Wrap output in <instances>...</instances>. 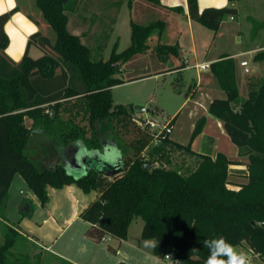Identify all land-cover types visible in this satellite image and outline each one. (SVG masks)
Returning a JSON list of instances; mask_svg holds the SVG:
<instances>
[{
    "label": "trees",
    "instance_id": "obj_1",
    "mask_svg": "<svg viewBox=\"0 0 264 264\" xmlns=\"http://www.w3.org/2000/svg\"><path fill=\"white\" fill-rule=\"evenodd\" d=\"M148 1L159 4V0ZM186 2L189 17L211 30H217L225 17L236 14L234 5L199 11L197 0ZM80 3L81 0H35L55 38L51 40L40 30L33 32L18 61L11 60L4 52L9 43L4 24L18 7L0 15V221L3 225L0 264H29L25 260L30 257L28 253H20L26 256L20 260L14 251L16 243L26 238L4 222L8 188L15 173L23 178L41 206H46L48 201V186L60 188L75 183L84 192L97 191L96 198L78 214L90 224L86 232L96 240L104 236L126 239L130 223L140 217L143 220L140 238L159 242L152 249L155 255L164 256L170 250L174 264H205L208 249L203 241L219 237L235 246L247 242L264 261V78L247 75L248 91L242 97L235 59L223 55L209 64L224 96L212 98L206 111L221 122L236 145V159L221 151L212 157L192 149V140L205 126L204 116L195 121L186 144L166 136L154 145L150 133L139 130L130 142L125 141L112 121L117 118L127 125L136 113L133 105L113 103L111 87L123 82L115 75L135 54L151 49L160 61H166L178 57L179 47L161 41L163 20L148 23L130 20L129 45L118 51L114 44L106 59L95 60L91 46L100 48L101 43L85 42L89 32L75 33L69 26L68 13H75L81 19ZM170 9L183 11L181 6ZM263 26L264 20L255 21L253 34ZM153 35L157 41L149 46L148 39ZM30 45L39 47L43 53L30 56ZM253 60L264 61V49L257 50ZM181 67L182 63L174 61L167 70ZM77 108H83L87 124L75 120ZM62 113L67 116L63 117ZM26 118L30 119V125L26 124ZM174 119L170 120L171 125ZM34 130L53 136L61 147L79 142L92 151L101 149L100 135L109 131L119 150L122 170L107 177L88 168L75 177L58 161L41 167L27 152ZM146 145L144 158L141 150ZM175 151L184 152L193 163L173 161ZM153 159L163 163L152 165ZM233 163H243L247 168L246 178L237 188H231L228 180L229 165ZM26 204L28 209L21 214L30 217L34 208Z\"/></svg>",
    "mask_w": 264,
    "mask_h": 264
},
{
    "label": "crops",
    "instance_id": "obj_2",
    "mask_svg": "<svg viewBox=\"0 0 264 264\" xmlns=\"http://www.w3.org/2000/svg\"><path fill=\"white\" fill-rule=\"evenodd\" d=\"M246 1H249L248 5L252 10V13L250 14L256 17H260L261 19L262 15H264V0ZM216 3L217 0H197L199 11L206 7H216ZM238 3L239 0H236V2L234 3L229 2L228 5H234L236 7V14L233 15V18H230L229 16L225 17L217 30H211L189 17L186 0H159V4L150 2L148 0H81L79 8L81 13L80 20L82 23L81 29L89 33L92 31L111 32V30H113L118 24L119 15L123 8L127 10L128 15L130 16L129 21L133 20L138 23H148L157 19L163 20L165 22V26L160 39L163 43L177 44L179 47L178 57L168 58L166 61H160L156 54L153 55L142 52L135 54L131 57V59L134 57H137V59H146L148 56H151L153 62H156L155 69L152 70L155 75L169 73L173 74L178 72L181 73L184 70L193 68L196 72L198 80L193 84V99L190 98V110L195 108L198 109V106L204 109L206 114H202V116L206 118L207 122V119L209 118V114L206 111L208 102L214 97L224 96V92L219 88L217 80L212 75L210 68H199L195 66L196 64H210L211 62L220 59V57L223 55L233 57L236 62V76L239 92L241 91L240 89H242L243 91V89L245 88V91H243L245 95H247L248 91L246 84L247 75L250 74L256 77V79L264 78V61L253 60L254 53L257 50L264 49V26L260 28L256 34H253V32L251 31V26L249 25L250 21L247 20V18L251 15H241V18L243 16L246 22V42H242L244 39L242 30L241 33H239L240 31H237L238 35L235 36L232 33L233 30L226 29L224 27V22L227 21L228 18L229 20H235L237 18L239 9L237 5ZM4 5L7 9L6 11L13 9L14 7H18L17 10L10 15L9 19L4 24V30L9 39V43L4 52L11 60L18 61L21 59L26 49L27 39L29 35L38 30L41 31V27L44 23L40 15L41 13L35 5V0H14L15 6L10 8L7 7V0H4ZM175 6H181L183 8V11L179 12L170 9L171 7ZM77 29L78 28L74 27L73 31L75 33H78ZM115 44L117 46V43ZM32 46L34 45L29 46L28 53H30ZM245 54H250V57L253 60L251 67H249L248 60L243 57V55ZM39 55H41V53ZM243 60L247 62L246 66L240 65V62ZM174 61L182 63L183 67L171 70H167L168 68H164L165 62H171L172 64V62ZM245 67H247L248 69L247 72H245ZM184 102L185 100L182 103ZM215 119V126L218 130H220L223 136L225 148L221 149V144L215 141V139H212V141L210 140L209 142V146L202 149L204 151H202V153L207 152L206 154L214 157L218 151H221L225 153L229 158L236 159L238 157L237 147H234L233 144L229 143L227 134L225 133L221 122L217 118ZM171 139L174 140L172 137ZM110 146L114 148V153H116L117 156H120L117 146L115 144ZM65 147L69 150L68 155H70L71 159L69 158V161L67 162L65 156L60 153L62 158L57 161L61 162L65 166L66 170H70L74 173H77L76 171L79 169L75 164L76 161L73 159V157L76 155L75 150L77 149L78 151H80L79 154H92L95 152L87 149L79 142L71 143L67 146H64V148ZM58 151L60 152V149ZM101 151L97 150V152ZM110 155L111 154L109 153V155L107 156ZM55 162L50 165H44L51 166ZM83 173L84 172H82V174ZM246 175L247 168L245 164H230L228 179L229 186L238 187L240 181L245 180ZM8 197L4 210V222L12 225L10 224V222H8V220H6V217H8L6 210ZM32 216L33 212L30 217L22 215L20 220H18V223H23L21 221L22 219L27 217L31 218ZM50 221L51 222L47 223L45 229L43 231L40 230L39 232H37V234L36 232L34 234L25 232L20 224H17L16 226L13 225V227L29 241L35 242V244L39 245L41 248L48 251L52 255H55L56 257H59L65 262L71 264H113L118 261H125L129 264H170L166 261H160L159 256L153 253V247H148V250L142 249V242L146 239H141L140 237L137 238L135 243H133L132 246H130L126 251H122L119 248L122 245V239L119 240L115 246L108 244L107 249L115 254L113 255V257H110L109 255L100 256V252H98L94 247L95 243L99 242V240L90 237L86 232L90 225L88 222L83 220V222L86 223H78V226L76 228H72V219L68 220L64 226L62 225V227L59 226V222L57 219L50 218ZM59 229V234H51V236L49 235L51 238H46L49 237L48 233L50 230L57 231ZM64 232H66V237L62 241H58L63 236L61 234ZM110 238L111 237L104 241H109ZM44 239H47L46 241L48 242V244L39 242V240L42 241ZM123 240L124 243L128 242V234L126 239ZM236 247L242 248L244 252H246L247 254L250 253V255H252L253 259H251V264H264V261L261 257L256 256L252 253L253 251L250 249L247 242L242 241L239 245H236ZM120 253H122L123 256H121V259L119 256H117ZM171 257L172 255L169 258ZM118 258L120 260H117ZM171 264H174V261H172Z\"/></svg>",
    "mask_w": 264,
    "mask_h": 264
},
{
    "label": "rangeland",
    "instance_id": "obj_3",
    "mask_svg": "<svg viewBox=\"0 0 264 264\" xmlns=\"http://www.w3.org/2000/svg\"><path fill=\"white\" fill-rule=\"evenodd\" d=\"M249 1L239 0L238 5V14L235 20H228L224 22V27L226 29L233 30L232 33L237 36V31H243L244 39L242 42H246L245 38V18H241V15L252 13V10L249 7ZM79 14V13H78ZM41 15V14H40ZM69 16V26L73 29L78 28L77 32L81 33V20L80 17L75 13H68ZM42 18V15H41ZM130 16L127 13L125 8L122 9L119 15V22L116 27L110 31L106 32H97L92 31L89 34H86L84 41L94 45L95 43L100 44V48H95L91 46L92 58L95 60L106 59L109 56L112 46L117 43V50L120 51L126 48L130 43V26H129ZM264 18V15H262ZM260 17L249 16L247 18L250 21L249 25L251 26V31L253 29L255 21H263L264 19ZM43 20V18H42ZM240 21V22H239ZM43 26L41 27V32L48 35L51 40H54L55 34L51 27L43 20ZM83 27V26H82ZM157 41L156 36L153 35L148 39L149 46L153 45ZM252 42V41H250ZM40 50V51H39ZM42 54L43 51L37 47L32 46L30 50V55L32 57H38L39 54ZM143 53L153 54L154 51L151 49L146 50ZM153 57V56H152ZM249 62V67L253 60L250 57V54L243 55ZM131 59V58H130ZM127 60L123 64V70L117 73L115 76L123 80L122 83L116 84L111 87V95L114 104H123V105H140L144 109L135 112L136 115H133L128 119L127 125H122L117 118L113 119V126L117 130L119 137L125 141L130 142L136 131H145L148 133L149 129L142 122L145 117H154L159 120H167L175 117L172 124V131L170 137H172L176 142L186 144L189 141L190 133L194 127L195 121L206 114L205 110L198 106V109L190 110V98L193 99V84L198 80L196 72L193 68L184 70L183 72L173 73V74H159L155 75L152 70L155 69L156 62H153L151 56H148L146 59L134 57L131 60ZM156 59V58H154ZM156 61V60H154ZM172 66L171 62H165L164 68H170ZM240 95L245 97V88L240 89ZM185 100L184 103H182ZM182 103V104H181ZM78 109V114L74 116L75 120L80 124H87L86 117L83 116V108ZM63 117H66L67 114H63ZM73 116V115H72ZM215 118L209 114V118L202 130L193 140L192 147L195 151L202 152L204 148L209 146L210 140L215 139L219 144H221V149H224V139L220 132L215 126ZM26 124L30 125V119L26 118ZM149 134V133H148ZM102 140V146L114 145L115 142L109 131L103 132L100 135ZM228 137V136H227ZM151 140V139H150ZM229 143L233 144L228 137ZM236 147L235 144H233ZM59 143L57 139L53 136L41 133L39 130L33 131V138L31 144L29 145L27 152L30 156L35 157L39 165L45 166L50 165L53 162L59 160L61 157L59 150ZM110 150L111 160H114L117 155L114 153V148ZM147 145L142 148L141 154L144 158L146 155ZM204 152V151H203ZM207 153V152H206ZM173 161L186 160L192 161L189 159L187 154L184 152L175 151L172 155ZM162 164L160 160L153 159L151 164L154 163ZM68 172V171H67ZM78 172V170L76 171ZM78 175L81 173L78 172ZM244 182V180H241ZM231 188H237L236 186ZM48 201L46 206H41L37 197L33 192L26 186L23 178L15 173L11 185L9 187V197L7 203V216L8 222L13 225L20 224L25 232L34 234L43 231L47 223L51 222L50 218H55L59 222V226L62 227L66 222L72 219V228H76L78 223H86L78 216L80 210L85 207L88 202L92 201L97 196V191L90 190L89 192H84L79 188L75 183L69 185H64L60 188L48 186ZM26 203L32 204L33 216L31 218H24L21 221L23 223H18V220L22 217L21 213L25 212L28 209ZM9 218V219H8ZM45 220V221H44ZM143 225V220L140 217H135L129 225L128 228V242L124 243L122 239V245L119 248L122 251H126L133 243L140 237V228ZM2 225V220L0 221V228ZM50 230L48 236L51 234H59V230ZM1 232V229H0ZM54 232V233H53ZM63 235L58 241H62L66 237V232L62 233ZM3 235L0 234V243L2 242ZM46 238H51V237ZM27 242H26V241ZM22 240L23 242L16 243L14 247L15 255L20 260L25 259L26 256H20V253H28L30 256L28 259H25L29 264H67L64 260L55 255H52L48 251L41 248L39 245L35 244L33 241L28 239ZM44 240H39L43 244H48ZM119 240L111 237L109 241H102L95 243V249L100 252L101 255H109L113 257L115 253L107 249V245L111 244L115 246ZM143 240L142 249L148 250V246H145ZM124 243V244H123ZM150 248V247H149ZM238 250L242 248L237 247ZM35 253L38 255L34 256ZM172 257L164 259V256H159L160 261H166L172 263L173 253L171 252ZM251 259L252 255L248 253ZM120 259L123 257L122 253L117 255ZM122 256V257H121ZM119 258L117 260H120ZM116 260V259H112ZM115 262V261H110Z\"/></svg>",
    "mask_w": 264,
    "mask_h": 264
},
{
    "label": "clouds",
    "instance_id": "obj_4",
    "mask_svg": "<svg viewBox=\"0 0 264 264\" xmlns=\"http://www.w3.org/2000/svg\"><path fill=\"white\" fill-rule=\"evenodd\" d=\"M229 0H217L216 8L222 9L228 7ZM14 0H7V7H14ZM4 0H0V15L6 11ZM157 242L154 238L144 241L145 246L156 247ZM203 245L208 249V255L205 264H251L250 256L230 243L226 238L219 237L210 240H204Z\"/></svg>",
    "mask_w": 264,
    "mask_h": 264
},
{
    "label": "water",
    "instance_id": "obj_5",
    "mask_svg": "<svg viewBox=\"0 0 264 264\" xmlns=\"http://www.w3.org/2000/svg\"><path fill=\"white\" fill-rule=\"evenodd\" d=\"M65 1V0H62ZM134 111L137 113L144 108L140 105H134L133 106ZM54 114V110H52V115ZM112 146H103V149L101 152H97V150L92 153H86V154H79L80 151L77 149L75 150L76 155L73 157V159L76 161V165L78 166V172L81 173L85 172L88 168H94L98 173L107 176V177H113L116 174L120 173L121 168V160L120 156H117L114 160H111V156L109 155V152ZM68 173L74 175L75 177L80 176L77 173L71 172L70 170H67Z\"/></svg>",
    "mask_w": 264,
    "mask_h": 264
},
{
    "label": "built area",
    "instance_id": "obj_6",
    "mask_svg": "<svg viewBox=\"0 0 264 264\" xmlns=\"http://www.w3.org/2000/svg\"><path fill=\"white\" fill-rule=\"evenodd\" d=\"M230 18H233V16H229ZM247 62L245 60L240 62L241 66H246ZM195 66L199 67V68H208L209 67V63H199L196 64ZM248 69L247 67H245V72H247ZM170 120L171 119H167V120H159L156 119L154 117H145L143 118L142 122L147 126V128L149 129V133L151 135V142L152 144H158L163 138H165L166 136H169V134L172 131V125L170 124ZM148 147V145H147ZM155 166H158L159 163H154ZM109 239L108 236H104L102 237L101 240H107ZM254 255L258 256V254L252 252ZM171 256V251L170 250H166L164 257L165 258H169Z\"/></svg>",
    "mask_w": 264,
    "mask_h": 264
},
{
    "label": "flooded vegetation",
    "instance_id": "obj_7",
    "mask_svg": "<svg viewBox=\"0 0 264 264\" xmlns=\"http://www.w3.org/2000/svg\"><path fill=\"white\" fill-rule=\"evenodd\" d=\"M103 147V146H102ZM101 147V149L99 150V151H101L103 148ZM60 153L63 155V156H65V158L67 159V162L69 161V158H70V155H68V152H69V150L68 149H66V147L64 148V147H61L60 146ZM71 159V158H70Z\"/></svg>",
    "mask_w": 264,
    "mask_h": 264
}]
</instances>
